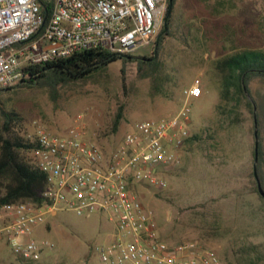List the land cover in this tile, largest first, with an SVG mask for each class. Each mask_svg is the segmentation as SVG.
Segmentation results:
<instances>
[{
	"label": "built area",
	"instance_id": "1",
	"mask_svg": "<svg viewBox=\"0 0 264 264\" xmlns=\"http://www.w3.org/2000/svg\"><path fill=\"white\" fill-rule=\"evenodd\" d=\"M169 0H0V91L17 87L24 68L89 49L114 56L149 49L165 25ZM177 111L159 120L134 123L120 144L105 153L76 123L66 135L34 121L27 138L31 160L45 176L43 204L0 201V241L23 261L38 262L52 245L32 238L57 209L77 216L108 215L111 242L96 248L102 264H225L193 241L162 240L138 187L163 189L164 174L180 164L191 137L192 101L200 79L182 89Z\"/></svg>",
	"mask_w": 264,
	"mask_h": 264
},
{
	"label": "rangeland",
	"instance_id": "2",
	"mask_svg": "<svg viewBox=\"0 0 264 264\" xmlns=\"http://www.w3.org/2000/svg\"><path fill=\"white\" fill-rule=\"evenodd\" d=\"M216 22L228 23L237 48L264 51V0H225ZM162 30V29H161ZM161 30L157 38L161 34ZM210 49V48H209ZM195 45V54L172 41L163 51L174 79L168 96L151 95L150 83L139 77L133 64L116 61L104 72L85 82L50 91L36 85L18 90L19 94L0 97V107L21 117L23 134L32 132L34 121L50 133L64 136L79 123L88 140L110 153L123 135L137 122L159 120L174 114L182 100V89L196 78L203 94L192 101L191 131L216 128L215 105L218 91L207 86L210 62L221 55L215 45L209 50ZM147 48L138 53H146ZM256 111L264 120V82L252 83ZM123 118L116 133L113 120L120 108ZM254 118L242 112L237 126L220 131L225 151H204L193 145L183 149L180 164L164 174L163 189L138 187L143 206L151 212L159 237L169 244L193 241L210 248L227 264L231 259L230 239L240 236L249 242H264V212L257 198L250 195L249 174L253 169ZM31 159V154L28 155ZM114 237V223L108 215L77 216L68 209H57L34 229L32 238L52 245L38 262L16 258L6 242H0V264H102L96 248Z\"/></svg>",
	"mask_w": 264,
	"mask_h": 264
},
{
	"label": "trees",
	"instance_id": "3",
	"mask_svg": "<svg viewBox=\"0 0 264 264\" xmlns=\"http://www.w3.org/2000/svg\"><path fill=\"white\" fill-rule=\"evenodd\" d=\"M225 3V0H169L165 25L146 53L114 56L107 50L89 49L43 65L25 67L22 83L0 91V97L11 98L19 94L18 90L32 85L56 92L62 87L90 80L116 61L135 65L139 77L149 81L151 95L167 97L169 83L174 77L163 56L165 47L174 41L195 54L196 43L207 49L215 45L221 55L211 60L206 78L207 86L215 85L218 91L217 126L215 130L209 126L191 131L183 149L195 145L204 151L224 152L226 143L219 130L237 126L245 111L257 121L254 123L258 142L255 170L264 192V120L256 111L257 100L252 90V83L264 82V51L236 47L231 26L215 21L223 13ZM122 118L121 107L113 120V133L117 132ZM20 123L19 115L0 107V201L9 204L31 202L40 206L46 179L28 157L35 143L21 132ZM249 181L250 195L256 196L258 207L264 212V200L258 193L253 169ZM230 250L231 259L227 264H264V242L254 243L233 236Z\"/></svg>",
	"mask_w": 264,
	"mask_h": 264
},
{
	"label": "water",
	"instance_id": "4",
	"mask_svg": "<svg viewBox=\"0 0 264 264\" xmlns=\"http://www.w3.org/2000/svg\"><path fill=\"white\" fill-rule=\"evenodd\" d=\"M171 2V0H170ZM255 148H254V165H253V174H254V177L257 181V189H258V193L259 195L262 197V199L264 200V192H263V189L261 188V185L258 181V178H257V174H256V170H255V163L257 161V157H258V151H257V148H258V142H257V133H255Z\"/></svg>",
	"mask_w": 264,
	"mask_h": 264
},
{
	"label": "crops",
	"instance_id": "5",
	"mask_svg": "<svg viewBox=\"0 0 264 264\" xmlns=\"http://www.w3.org/2000/svg\"><path fill=\"white\" fill-rule=\"evenodd\" d=\"M53 216H55V215H53ZM114 231H115V225H114ZM1 242V241H0Z\"/></svg>",
	"mask_w": 264,
	"mask_h": 264
}]
</instances>
